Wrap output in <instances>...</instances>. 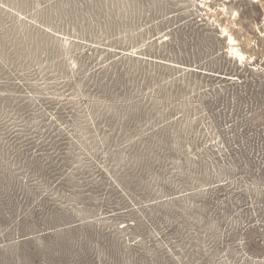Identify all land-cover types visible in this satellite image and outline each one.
Masks as SVG:
<instances>
[{"label": "rangeland", "instance_id": "rangeland-1", "mask_svg": "<svg viewBox=\"0 0 264 264\" xmlns=\"http://www.w3.org/2000/svg\"><path fill=\"white\" fill-rule=\"evenodd\" d=\"M0 264H264V0H0Z\"/></svg>", "mask_w": 264, "mask_h": 264}, {"label": "bare ground", "instance_id": "bare-ground-1", "mask_svg": "<svg viewBox=\"0 0 264 264\" xmlns=\"http://www.w3.org/2000/svg\"><path fill=\"white\" fill-rule=\"evenodd\" d=\"M228 39H229V41H230L232 44L235 43V38H234L231 34L228 35ZM233 49H234L235 53H236L240 58L243 57V53H241L239 49L235 48L234 46H233Z\"/></svg>", "mask_w": 264, "mask_h": 264}]
</instances>
